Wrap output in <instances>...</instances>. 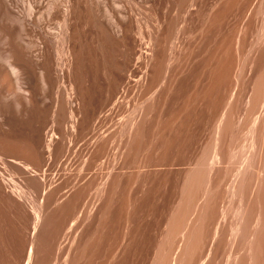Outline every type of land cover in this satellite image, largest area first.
Masks as SVG:
<instances>
[{
	"label": "rangeland",
	"instance_id": "1",
	"mask_svg": "<svg viewBox=\"0 0 264 264\" xmlns=\"http://www.w3.org/2000/svg\"><path fill=\"white\" fill-rule=\"evenodd\" d=\"M138 2L148 44L160 10ZM188 15L139 134L120 132L125 108L105 121L104 153L93 139L71 153L89 166H42V186L24 187L44 210L31 264H264V0H200Z\"/></svg>",
	"mask_w": 264,
	"mask_h": 264
},
{
	"label": "bare ground",
	"instance_id": "2",
	"mask_svg": "<svg viewBox=\"0 0 264 264\" xmlns=\"http://www.w3.org/2000/svg\"><path fill=\"white\" fill-rule=\"evenodd\" d=\"M138 1L160 10L148 44L140 37ZM199 1L0 0V210L12 212L20 264L32 263L44 213L41 204L28 203L24 187L42 186V166H89L90 159L75 162L71 153L84 157L91 139L104 153L105 121L125 108L130 119L120 132H139L134 114L150 111ZM160 38L169 45L152 74L147 49ZM138 88L147 96L137 105ZM8 249L0 218V264H7Z\"/></svg>",
	"mask_w": 264,
	"mask_h": 264
}]
</instances>
